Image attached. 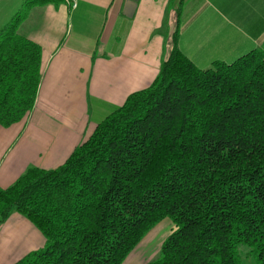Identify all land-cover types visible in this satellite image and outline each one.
<instances>
[{"label": "trees", "instance_id": "obj_1", "mask_svg": "<svg viewBox=\"0 0 264 264\" xmlns=\"http://www.w3.org/2000/svg\"><path fill=\"white\" fill-rule=\"evenodd\" d=\"M27 0L0 28V125L34 109L43 48L21 25ZM55 1V0H54ZM173 47L153 84L132 93L59 167L29 168L0 187V225L13 212L45 235L14 264H124L165 218L175 229L146 264H264V51L200 68Z\"/></svg>", "mask_w": 264, "mask_h": 264}, {"label": "crops", "instance_id": "obj_2", "mask_svg": "<svg viewBox=\"0 0 264 264\" xmlns=\"http://www.w3.org/2000/svg\"><path fill=\"white\" fill-rule=\"evenodd\" d=\"M25 1L0 0V28ZM125 3L51 0L30 10L20 31L42 46L43 77L30 114L0 125L1 188L31 167L61 166L102 118L153 84L173 47L180 0H140L132 18ZM178 45L204 69L264 51V0H184ZM45 245L43 232L19 212L0 225V264Z\"/></svg>", "mask_w": 264, "mask_h": 264}, {"label": "rangeland", "instance_id": "obj_3", "mask_svg": "<svg viewBox=\"0 0 264 264\" xmlns=\"http://www.w3.org/2000/svg\"><path fill=\"white\" fill-rule=\"evenodd\" d=\"M22 7H23V5H22ZM21 8L19 9V11L21 10ZM12 18H10L9 21H11ZM9 21H7L6 23H8ZM230 59H231V61H234L237 59V57H235V58L230 57ZM219 61H222V60H219ZM224 62H227V61H224ZM107 116L102 118L98 124H100ZM93 133H94V131H93ZM174 229H175V225H174V222L171 218L163 219L161 222H159V224H157L143 238V240L139 243V245L129 254V256L125 260L124 264H146V263L158 258L160 253H161V247H162L164 241L173 232ZM239 252H240L241 258L243 260V264H257L256 259L252 255L251 249L249 247L241 245L239 247Z\"/></svg>", "mask_w": 264, "mask_h": 264}, {"label": "water", "instance_id": "obj_4", "mask_svg": "<svg viewBox=\"0 0 264 264\" xmlns=\"http://www.w3.org/2000/svg\"><path fill=\"white\" fill-rule=\"evenodd\" d=\"M139 1L140 0H126L124 14L127 17L132 18L134 16Z\"/></svg>", "mask_w": 264, "mask_h": 264}]
</instances>
